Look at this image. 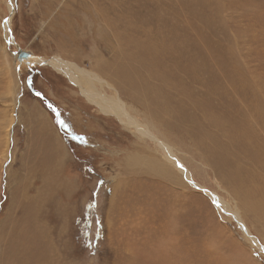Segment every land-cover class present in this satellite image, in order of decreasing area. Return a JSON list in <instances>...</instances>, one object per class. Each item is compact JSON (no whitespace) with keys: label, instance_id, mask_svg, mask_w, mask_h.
<instances>
[{"label":"rangeland","instance_id":"1","mask_svg":"<svg viewBox=\"0 0 264 264\" xmlns=\"http://www.w3.org/2000/svg\"><path fill=\"white\" fill-rule=\"evenodd\" d=\"M9 18L17 46L4 38ZM121 32L130 47L121 44ZM18 50L45 60L58 56L107 79L117 96L155 121L197 184L226 201L235 198L264 247V193L249 190L264 188L252 182L264 175V0H0V161L10 119L0 162V264L7 256L9 264L26 258L17 234L31 210L39 221L27 222L22 237L49 247L46 264H264V252L210 194L146 180L141 167L128 172L121 150L132 148V135L49 66L17 64ZM132 65L139 75L135 81L130 73L136 90L129 93L120 71ZM144 83L157 93H146ZM162 92L171 96L166 126L158 112L163 99L152 106L149 96L131 97ZM34 108L60 139L58 163L41 165L36 156ZM233 168L240 170L236 182L218 175ZM248 191L249 202L260 205L255 210L245 203ZM208 241L221 256L209 252Z\"/></svg>","mask_w":264,"mask_h":264},{"label":"bare ground","instance_id":"2","mask_svg":"<svg viewBox=\"0 0 264 264\" xmlns=\"http://www.w3.org/2000/svg\"><path fill=\"white\" fill-rule=\"evenodd\" d=\"M8 9L11 12V10H12L11 4L8 5ZM6 21H7V23L4 22V24H3L4 38L8 44L15 45L13 39L10 37L8 30H7L9 23H10V18L7 19ZM126 33L121 32L120 42L123 46L130 47V43H131L132 39H130V37L129 38L126 37V35H127ZM15 46H17V45H15ZM152 48H150V49H152ZM40 58H36L32 54L31 60L34 61L35 63L47 65L50 68H52L55 72H57V74L64 76L71 83V85H73L78 90L79 94L82 95V97L85 99V101L88 104L95 106L97 108V110L100 112V114L103 115L104 117L114 118L124 130L128 131L132 135V137L134 138V142H133L134 145H132V148L126 149L125 151L121 150V152L124 155V165H125L126 170L128 172H131L133 174L139 173V175H143V177H145L146 180L150 176H151V178L162 179L163 183L169 184V182H171L174 186L177 185V183H185L187 186H191L192 188H194L196 190H201V191H203V193H205L207 195L210 194L213 197V199L216 203V206L219 209H221L222 213L227 218H231L240 227V229L242 230L241 232H242L243 238L248 243H250L251 245H253L259 249H261L264 252V247L260 246L257 239L250 233L247 225L245 224V222L243 220V216L240 213L241 208L237 204L235 198H232V200L226 201L218 193H215V192L209 193L208 190L206 188H204V186L197 184L195 182L193 176H192L191 171L184 164V162L181 158V153L168 140V138L159 130L155 121L153 119H149L146 115L139 113V111L135 108V106L133 104H130L126 100L117 96L118 94L116 93V90L111 86V84L108 82L107 79L101 77L100 75L99 76L96 75L91 70H86L84 68L78 67L74 63H71L70 61L68 62V61H66V60H64L58 56L57 57L55 56V57L50 58L48 60L40 59ZM15 59L17 62V56H15ZM31 60H29V61H31ZM7 63H8V60H7ZM14 63H15V61H14ZM17 64H18V62H17ZM138 68L136 66L132 65V66H130V68L128 67L127 69H123L120 71L121 78L125 81V83H126V81L128 82V83H126L127 84L126 87H128V90L130 88H132V89H130L129 93H133L136 90V88H134L132 86L135 85L136 74H138V70H139ZM143 70L147 74L149 73L146 69H143ZM130 73H131V75H133L135 77L134 82L132 79H130V77H131ZM128 84L130 85V87L128 86ZM16 86H17L16 81H14L12 86L9 89V92L12 93L13 96L16 93ZM143 87H144L146 93H157V90L153 89L152 85L144 83ZM161 90H159V91H161ZM166 94L167 93L164 92V94H163V92H162L161 94L159 93V95L158 94L131 95V97L135 101H140L141 97L149 96L150 97L149 99L151 100V102L149 104L152 103V106L157 105L159 102V99H163V101L160 100V102H159L158 112L161 113V117L163 119V124H164V126H166L167 125L166 117L172 111V109H169V107H171L170 106V102H171L170 97L171 96L166 95ZM154 109H156L155 106H154ZM152 110H153V108H152ZM169 110H171V111H169ZM31 111L33 114H35V118L38 120V122L36 121L37 126H38V130L36 131V133L38 135V142H35L36 156L41 157L39 160V161H41V165H43V164L49 165V164H52L53 162L56 163L57 162L56 160H58L60 158L59 156L61 153L60 147H59L60 144L58 142V140H60V139L58 138L56 133H52L49 131L48 128H50V127L47 124L45 117L43 116V114H44L43 112L39 111L37 108L31 109ZM163 113L166 117L162 116ZM157 119H158V117H157ZM9 123H10V119H9V122L7 123V125L4 127V129L6 128V131L3 133V141H4L3 147H4V149L1 153V161L0 162L3 161V159L5 158V155H6V145H7V140H8L7 129L10 125ZM47 126H48V128H47ZM39 143H40V145H39ZM60 143L63 144L61 141H60ZM39 146H41V147L38 148ZM118 151H120V150H118ZM223 165H224V163H221L218 166V168L221 169ZM138 167H141L143 169L139 170L138 173H134ZM196 168L200 169L201 165L200 164L196 165ZM52 173L54 174L55 171H53ZM218 173H219L218 175H222L223 178H226L228 181H235V182L239 180V176H240V170L234 169V168H233V170L230 169V170L225 171L224 173H220V172H218ZM241 177H242V175H241ZM139 180H140V178H139ZM253 181H256L259 184L260 183L264 184V175H261V174L258 175L255 180L252 179V182ZM119 183H121V182H119ZM114 184H115V182H114ZM135 185H136V189H137V187L141 188L140 182L138 183V185H137V183H135L134 186ZM234 185L239 186V184H234ZM167 187H168V185H167ZM259 187L260 188H256V187L250 188L249 190H251L254 193V195H257V196L260 195L261 198H263L264 188L262 189L261 186H259ZM114 188H115V186H114ZM181 189L183 192L186 190L185 188H181ZM127 192H128V190H127ZM246 199H247V201H245V203H247L248 209H249V204L251 205V208H253V210H255L254 206H260L259 204L249 202V191H248ZM45 202H46V200L44 201V203ZM37 209H38V207H37ZM261 210H262V208H261ZM34 211L35 210H31L29 213V216L26 217L27 220L23 221L20 224L21 230L20 231L18 230L19 232L17 234V236H18L17 238H19L18 242H20V247H22V248L27 247L28 248V250H26L27 251L26 258L24 259L23 256L20 258L21 264H46L47 255L45 253V250L49 249V247L47 248L46 244L43 241L40 242V240L38 241L35 237H33L31 235L26 236L25 239L22 237L23 236V228L27 227L26 226L27 222L30 221L29 222L30 226H32L39 221L38 215L34 214L33 213ZM29 218H30V220H29ZM169 218H171V217H169ZM256 220H258V219H256ZM257 222H259V221H257ZM223 231L221 230V231H219V233L225 237V230H223ZM10 235H11V233H10ZM221 235H219V237H221ZM34 236H35V234H34ZM167 237L168 236H166L165 238H167ZM171 240H172V238H171ZM4 241H5V239H4ZM10 242H11V240H10ZM16 244H18V243H16ZM206 244H209L210 248H207V249L208 250L210 249L209 250L210 253H213L215 255V257H216V255L221 256L220 253H218V251H217V249H219V248H218V244H216L215 241H208ZM162 246L165 248V240H164V243H162ZM9 248H10L9 250L13 251V250L17 249L18 247L15 244L10 243ZM24 248L22 249L23 250L22 252H24V250H25ZM16 254H17V252H16ZM241 255L243 256L242 258L244 259V253H242ZM159 256H161V258H163V259L165 257L164 255H162V252ZM8 257L9 256H7L5 258V260L2 262L3 264H9V258L10 257L9 258ZM169 260L167 262H169ZM159 261H161L160 258L158 260V263H159ZM155 263H156V261H155ZM155 263H153V264H155ZM161 263H162V261H161ZM240 264H242V263H240Z\"/></svg>","mask_w":264,"mask_h":264},{"label":"water","instance_id":"3","mask_svg":"<svg viewBox=\"0 0 264 264\" xmlns=\"http://www.w3.org/2000/svg\"><path fill=\"white\" fill-rule=\"evenodd\" d=\"M15 56H17L18 64H23L24 63L26 65V64L34 63V61L31 60L32 54L29 53V52H26V51H23V50H18L15 53ZM29 60H31V61H29ZM35 64L41 65L40 63H35ZM41 66H43V65H41Z\"/></svg>","mask_w":264,"mask_h":264},{"label":"snow or ice","instance_id":"4","mask_svg":"<svg viewBox=\"0 0 264 264\" xmlns=\"http://www.w3.org/2000/svg\"><path fill=\"white\" fill-rule=\"evenodd\" d=\"M5 23H7V21H5ZM37 95L39 96L40 93H37ZM49 107H51V105H49ZM53 111H56V110L53 109ZM59 123L61 124V127H64V122L63 121H59Z\"/></svg>","mask_w":264,"mask_h":264}]
</instances>
